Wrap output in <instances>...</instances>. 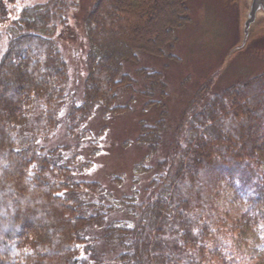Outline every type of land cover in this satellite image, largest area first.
I'll return each instance as SVG.
<instances>
[{
	"label": "trees",
	"instance_id": "obj_1",
	"mask_svg": "<svg viewBox=\"0 0 264 264\" xmlns=\"http://www.w3.org/2000/svg\"><path fill=\"white\" fill-rule=\"evenodd\" d=\"M16 1L0 0V25L8 23L0 52V264H102L98 240L119 248L114 264H264V71L211 94L207 80L168 142L166 110L153 124L140 123L137 142L147 157H162L142 200L115 201L100 182L73 179L78 157H62L65 146H40L72 100L57 34L78 0L23 6L11 18ZM187 2L92 4L83 19V100L68 109L69 134L88 136L99 106L129 110L116 105L118 89L134 82L122 62H137L140 52L165 56L190 21ZM141 73L152 83L142 94L150 96L161 73ZM121 211L131 217L108 221ZM101 228V238L88 236Z\"/></svg>",
	"mask_w": 264,
	"mask_h": 264
},
{
	"label": "rangeland",
	"instance_id": "obj_2",
	"mask_svg": "<svg viewBox=\"0 0 264 264\" xmlns=\"http://www.w3.org/2000/svg\"><path fill=\"white\" fill-rule=\"evenodd\" d=\"M45 1L17 0L10 7V17L23 6ZM95 1L78 0V6L68 13L67 24L57 34V42L67 63L68 92L72 100L58 113L55 136L40 141V146L44 150L65 146L62 157L76 155L74 180L100 182L115 201L132 195L136 200H142L157 172L156 163L162 154L158 152L147 157L146 146L137 142L140 123L153 124L166 110L164 137L168 142L182 110L207 80L212 82L211 94L232 82L264 71V31L226 61L229 49L240 41L241 0H188L190 21L175 31L176 41L172 48L166 49L165 56L140 52L137 62H122V72L129 74L134 82L131 89L124 86L118 89L116 105H129V110L114 114L97 107L85 126L90 134L79 138L67 131V113L72 103L80 104L83 100L88 50L83 19ZM7 24L0 25V52L6 45L4 30ZM143 69L159 71L162 76L161 83L155 86L150 96L142 94L152 84L141 73ZM138 165H143L144 169H137ZM114 217L128 219L131 216L126 211L111 213L108 221ZM102 230L104 228L87 231L88 236L101 238ZM94 246L102 264H114L113 258L119 251L116 244L98 240Z\"/></svg>",
	"mask_w": 264,
	"mask_h": 264
},
{
	"label": "water",
	"instance_id": "obj_3",
	"mask_svg": "<svg viewBox=\"0 0 264 264\" xmlns=\"http://www.w3.org/2000/svg\"><path fill=\"white\" fill-rule=\"evenodd\" d=\"M241 6L240 41L229 49L226 61L236 52L244 50L254 36L264 31V0H241Z\"/></svg>",
	"mask_w": 264,
	"mask_h": 264
}]
</instances>
